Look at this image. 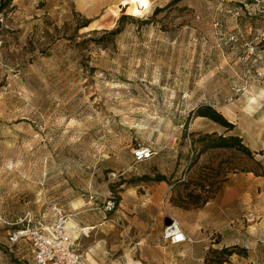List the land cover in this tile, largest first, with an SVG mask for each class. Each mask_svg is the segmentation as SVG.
<instances>
[{
    "label": "rangeland",
    "instance_id": "374dc122",
    "mask_svg": "<svg viewBox=\"0 0 264 264\" xmlns=\"http://www.w3.org/2000/svg\"><path fill=\"white\" fill-rule=\"evenodd\" d=\"M6 1L0 264H32L4 221L54 207L82 264H264V0ZM138 143L157 154L135 163ZM173 220L191 241L163 240Z\"/></svg>",
    "mask_w": 264,
    "mask_h": 264
},
{
    "label": "built area",
    "instance_id": "2783aa9c",
    "mask_svg": "<svg viewBox=\"0 0 264 264\" xmlns=\"http://www.w3.org/2000/svg\"><path fill=\"white\" fill-rule=\"evenodd\" d=\"M156 154L153 148L138 143L133 148L132 157L135 163H140ZM110 200L104 204L106 210L113 208ZM53 211L54 221L49 226L39 222L35 225L29 215L13 223L4 221L6 224L17 225L9 233L10 242L28 241L31 245L32 264H82V257L77 251L76 239L67 232L69 216L60 207H54ZM78 231L83 232V228ZM162 238L170 244L191 241V238L174 220L165 226Z\"/></svg>",
    "mask_w": 264,
    "mask_h": 264
},
{
    "label": "trees",
    "instance_id": "16d2710c",
    "mask_svg": "<svg viewBox=\"0 0 264 264\" xmlns=\"http://www.w3.org/2000/svg\"><path fill=\"white\" fill-rule=\"evenodd\" d=\"M8 1L0 0V11H2L7 6ZM120 29L112 31V34H117ZM195 116L205 117L209 120L218 123L228 129L233 128V124L226 120V118L216 109L212 108L210 105H201L197 107L194 111ZM205 148H236L246 154H250V150L242 143V139L237 135L230 136H213L211 134H206L203 136ZM158 180H165L164 177H158Z\"/></svg>",
    "mask_w": 264,
    "mask_h": 264
},
{
    "label": "crops",
    "instance_id": "0c3cea01",
    "mask_svg": "<svg viewBox=\"0 0 264 264\" xmlns=\"http://www.w3.org/2000/svg\"><path fill=\"white\" fill-rule=\"evenodd\" d=\"M232 190V187H228L223 195V197L221 198V205H223L224 203H226L227 201H229L231 199V193L230 191ZM71 229H73V225L71 223L68 224L67 227V232L70 235V233L72 232Z\"/></svg>",
    "mask_w": 264,
    "mask_h": 264
}]
</instances>
